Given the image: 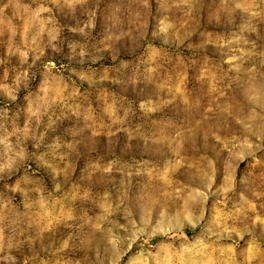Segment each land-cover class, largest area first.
<instances>
[{
	"label": "rangeland",
	"instance_id": "1",
	"mask_svg": "<svg viewBox=\"0 0 264 264\" xmlns=\"http://www.w3.org/2000/svg\"><path fill=\"white\" fill-rule=\"evenodd\" d=\"M0 264H264V0H0Z\"/></svg>",
	"mask_w": 264,
	"mask_h": 264
}]
</instances>
